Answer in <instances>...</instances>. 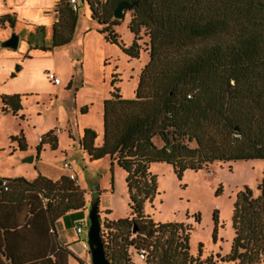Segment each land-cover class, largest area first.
<instances>
[{
  "label": "trees",
  "instance_id": "1",
  "mask_svg": "<svg viewBox=\"0 0 264 264\" xmlns=\"http://www.w3.org/2000/svg\"><path fill=\"white\" fill-rule=\"evenodd\" d=\"M85 2L105 42L129 58H138L142 32L148 39L149 63L141 71L134 99H123L113 75L109 99L103 103L101 145H95L96 134L90 129L78 141L89 162L108 157L126 174L131 217L110 221L111 212L103 213L105 257L111 264H133L130 250H135L137 257L144 251L143 264H204L190 255L183 225L156 224L144 215L145 203L157 195L149 168L165 163L180 180L185 171H204L214 163L264 161V0ZM120 2L137 3L127 11L130 47L114 30L120 21L113 19V12ZM55 13L50 44L34 50L47 53L72 41L77 12L62 0ZM6 25L13 27L14 15L0 17V28ZM20 100L19 95L2 96L1 112L16 116L22 109ZM10 140L20 152L26 151L21 135ZM56 144L49 133L36 152L44 145L55 150ZM257 191L253 197L244 188L236 196L234 238L222 262L264 264V174ZM42 199L47 200L45 205ZM84 208V192L66 176L57 181L42 176L33 182L0 179V211L15 209L21 216L14 227H5L0 218L5 235L24 229L39 214L52 226ZM213 222L216 226L215 215Z\"/></svg>",
  "mask_w": 264,
  "mask_h": 264
},
{
  "label": "rangeland",
  "instance_id": "2",
  "mask_svg": "<svg viewBox=\"0 0 264 264\" xmlns=\"http://www.w3.org/2000/svg\"><path fill=\"white\" fill-rule=\"evenodd\" d=\"M61 1L56 0L55 7ZM77 1L79 10L72 41L43 53L33 47L50 44L52 25L58 17L55 8H50L49 0H33L31 7L21 4L27 19L18 22L21 14L4 0L8 9L4 15H14V25L0 28V179L34 181L42 176L55 181L65 174L63 164H70L79 181L75 185L84 192L85 208L62 219L60 224L79 257L91 264L82 243L87 242L92 205L98 199L101 232L105 211L111 212L108 220L117 221L130 218L131 210L125 172L108 157L89 162L78 141L83 131L90 129L96 134L95 145H101L103 103L109 99L112 76L119 80L116 87L123 99L133 100L149 56L148 39L143 32L138 42L141 48L138 58H129L117 46L106 43L98 33L101 27L90 19L85 0ZM48 16L53 17L51 24L37 26L29 22L43 21ZM130 19L131 13L125 12L114 28L125 47L133 43L128 30ZM40 29H44L43 33ZM12 35L19 38L16 49L3 46ZM50 74L58 85L48 79ZM11 95H19L21 99L22 109L16 116L1 112V97ZM83 110L85 114H81ZM49 133L57 139L55 150L44 145L37 153L41 138ZM20 135L25 152H20L10 140ZM154 143L162 145L158 138ZM29 157H34L33 161L25 162ZM149 172L154 177L157 195L145 203L144 215L156 224L183 225L184 232L189 234L190 255L199 257L204 264H236L222 262L229 255L234 238L233 205L244 188L250 189L253 197L259 195L257 186L264 174V161L214 163L204 171H185L180 180L165 163L151 164ZM76 227L83 229L81 236L77 235ZM130 253L133 264L145 263L137 257V251Z\"/></svg>",
  "mask_w": 264,
  "mask_h": 264
},
{
  "label": "crops",
  "instance_id": "3",
  "mask_svg": "<svg viewBox=\"0 0 264 264\" xmlns=\"http://www.w3.org/2000/svg\"><path fill=\"white\" fill-rule=\"evenodd\" d=\"M62 176H66V173L60 177ZM46 203L47 200L42 199V204ZM0 212L5 227H14L21 218L15 209ZM69 215L71 214H67L65 218ZM65 218L50 226L46 218L39 214L17 233L5 235L0 229V264H89L79 257L74 245L68 240L63 225L60 224Z\"/></svg>",
  "mask_w": 264,
  "mask_h": 264
},
{
  "label": "water",
  "instance_id": "4",
  "mask_svg": "<svg viewBox=\"0 0 264 264\" xmlns=\"http://www.w3.org/2000/svg\"><path fill=\"white\" fill-rule=\"evenodd\" d=\"M137 5L134 3L120 2L113 12V19L122 20L124 18V13L130 11ZM19 38L16 35H12L3 46L6 48L16 49L18 46ZM20 67H17L16 71H19ZM170 150V149H169ZM33 157L25 159V162L31 163ZM136 229L132 231L135 233ZM87 245L88 252L90 256L91 264H111L105 257V252L103 248V243L101 239V222L99 219V209H98V199L92 205L89 212V227L87 231Z\"/></svg>",
  "mask_w": 264,
  "mask_h": 264
},
{
  "label": "clouds",
  "instance_id": "5",
  "mask_svg": "<svg viewBox=\"0 0 264 264\" xmlns=\"http://www.w3.org/2000/svg\"><path fill=\"white\" fill-rule=\"evenodd\" d=\"M7 2L10 7L14 8L18 13L21 14V15H18L17 17L18 22L21 19H27V17L23 16V12L25 11V9L21 7V4L26 5L27 7H31L33 0H7ZM49 4H50V8L54 9L56 0H49ZM7 12H8V9L4 7V0H0V15H4ZM29 22L31 24H36L37 26L47 25L53 22V17L51 16L45 17L43 21H38V20L33 19V20H30Z\"/></svg>",
  "mask_w": 264,
  "mask_h": 264
},
{
  "label": "built area",
  "instance_id": "6",
  "mask_svg": "<svg viewBox=\"0 0 264 264\" xmlns=\"http://www.w3.org/2000/svg\"><path fill=\"white\" fill-rule=\"evenodd\" d=\"M66 2L71 7V9L74 12H78L79 6H78V1L77 0H66ZM48 79L51 81V83L53 85H58V80L55 78L54 75H51V74L48 75ZM62 168H63V170L66 173V177L71 182H73L74 184H78L79 181H78L77 176L75 175V173L73 171L72 166L70 164H68V163H64ZM75 230H76V233H77L78 236H81L83 234V229L81 227H76ZM82 247L88 251L87 242H83L82 243ZM139 257H140V259H145V253H144V251H141L140 252Z\"/></svg>",
  "mask_w": 264,
  "mask_h": 264
}]
</instances>
